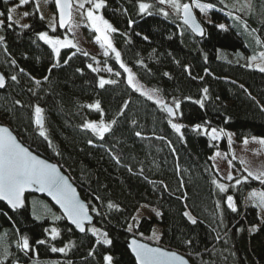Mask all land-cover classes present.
Instances as JSON below:
<instances>
[{"label":"trees","instance_id":"1","mask_svg":"<svg viewBox=\"0 0 264 264\" xmlns=\"http://www.w3.org/2000/svg\"><path fill=\"white\" fill-rule=\"evenodd\" d=\"M10 2L0 0V13H4L0 16L4 21L0 26V36L4 37L0 42V71L5 78V86L0 88V122L28 148L56 162L68 174L90 205L95 219L92 225L107 232L112 244L96 245L90 232H76L43 196L37 195L62 219L54 221L52 215L39 212L36 215L40 218L34 217L27 194L26 205L20 210L11 211L0 201V230L10 243L18 237V243L10 246L7 258H0V262L105 264L103 256L110 254L113 264H135L125 241L131 235L142 238L158 223V244L180 252L192 264H264V219L247 198L254 189L264 190V185L249 178L232 187L234 181L223 180L209 159L216 149L232 161L238 170L236 177L247 175L232 159L227 137L211 141L202 131L194 130L200 124L202 128L231 131L237 140L252 135L264 138V72L233 59L234 53L248 50L243 35L232 25L237 21L228 15L231 11L240 17V26L247 23L264 40V0H252L253 11L241 13L227 9L220 0H201L214 8L207 11L208 20L194 9L204 27L200 38L176 14L169 12L165 17L160 8L166 11L167 7L156 0H105L102 13L118 29L111 36L123 63L144 87L158 89L165 103L174 107L173 99L180 101V108H174L177 115L173 122L184 125L183 139L154 100L128 85L113 54L103 58L88 52L84 55L86 51L78 46L62 48L57 58L39 39L40 32L59 38L68 32L58 27L52 0L48 5L55 16V31L40 18L34 0L23 6L29 13L23 16L29 27L8 21ZM141 2L152 5L151 15L139 12ZM221 23L226 30L218 28ZM96 61L112 69L108 77L116 84L99 88L100 73L88 67H94ZM13 75L16 81L11 79ZM35 80L41 83L36 85ZM204 88L208 89L206 94ZM201 99L203 107L195 102ZM96 102L101 105L100 111L88 107ZM36 105L44 109L51 146L39 136L34 123ZM100 120L106 124L116 121L104 139L83 127L86 122ZM213 179L228 184V191L220 193ZM227 195L234 197L237 212L228 209ZM218 201L220 208L216 206ZM109 202L117 207L109 209ZM141 204L155 208L161 216H142L138 222L133 221ZM185 212L197 223L192 224ZM130 223L131 232L127 230ZM52 227L60 229L55 240L50 235ZM253 227L257 230L251 231ZM24 237L29 240L28 251L18 246ZM37 240L46 242L37 244ZM53 246H67V251L53 253ZM92 249L94 254L89 256Z\"/></svg>","mask_w":264,"mask_h":264},{"label":"snow or ice","instance_id":"2","mask_svg":"<svg viewBox=\"0 0 264 264\" xmlns=\"http://www.w3.org/2000/svg\"><path fill=\"white\" fill-rule=\"evenodd\" d=\"M30 0H19V7L24 6L29 3ZM75 2L76 11H80L82 16H86L88 23L91 28L97 33L96 41L99 43L100 47L104 49L103 55L105 57H109L110 53L115 54V60L119 63L120 68L127 73V83L134 90L140 92L142 95L146 96L149 100H154V102L165 111L171 119L168 120L171 128L174 129L177 133L181 134V139H183V134L181 129L184 125L179 123H174L173 119L176 117L177 112L174 110H178L180 108V101L173 99L174 107L169 106L167 103L163 101L162 98L158 97L159 90H143V85L139 83L136 78V75L132 72V69L126 66L122 59L121 53L116 49L112 40V33H116L118 29H116L107 19L104 18L102 14H100V10L106 6L105 0H55L56 8L59 11V25L60 27H64L68 24L72 17L73 12V3ZM159 5H167L172 12H174L193 33L203 36L204 28L197 21L196 16L194 15L193 9H198L201 13H206L207 11L214 8L213 4H204L201 3V0H189V2H182V0H156ZM221 4H223V0H220ZM7 3V0H5ZM90 5V7L85 8V5ZM139 12L141 14L147 13L151 15L152 13L149 9L152 5L148 3L141 2L138 5ZM227 7V5H225ZM247 8L250 12L253 11L251 0H248L246 4H244L241 8L243 10ZM37 10H39V5H37ZM15 11V8L9 9V15L7 17L8 21H12L11 13ZM160 12L165 16H169V12L165 11L163 7L160 8ZM4 13H0V16H3ZM29 13L25 12L24 16H28ZM229 16H232V12L229 11ZM264 16V13H262ZM43 19V16L40 17ZM233 19L240 20V17L234 16ZM133 22L129 21V26H131ZM4 25V21L0 20V26ZM23 27L27 28L29 25L25 24ZM218 28L221 30H226L224 24H219ZM244 28L247 30L248 25L244 23ZM53 31L55 28L53 27ZM71 31V29H70ZM256 30L253 29L252 32ZM39 39L44 41L47 45H49L52 49V52L56 55L57 58L60 56V52L62 48H78L77 44L73 39L65 38L60 39L58 37H51L47 32H40ZM145 40L148 37H144ZM4 40L3 36H0V42ZM255 42L257 45H264V40H261L259 36L255 37ZM84 55H88L87 52ZM68 59H71L69 56ZM95 59V57H93ZM252 61L259 60L260 63L256 65V68L260 72H264V52H260L257 55H253L250 58ZM12 64H15L16 61L12 60ZM65 63L68 61L65 60ZM142 63V62H141ZM249 67L252 65L249 64ZM55 67V65H53ZM88 67L93 72H99V68L93 67L91 64ZM188 69L186 68V71ZM21 72L24 69H20ZM51 71V69H49ZM78 72L82 71L81 69H77ZM108 72H112L111 68L107 69ZM207 71V70H205ZM115 75L119 76L120 73L116 72ZM165 76L168 73H164ZM189 75L191 73L189 72ZM195 78V77H194ZM13 81L17 80V77L13 75L11 77ZM34 79V78H33ZM48 77L45 76L44 80H47ZM202 79V77L200 78ZM36 85H39L41 82L39 80H35ZM117 81L111 79H105L100 77L98 81L99 88L103 89L106 85L116 84ZM5 86V78L3 75H0V88ZM243 87V85H241ZM203 92L206 94L208 92L207 88L203 89ZM187 99H191L188 97ZM203 107V99L195 101ZM16 104H20V101L17 100ZM90 108H95L97 111L101 110V105L99 102H96L93 105H89ZM127 107V104L124 105ZM34 123L37 126L39 136L44 140L48 141L49 146H51V140L47 134V129L45 128V117H44V109L39 105L34 107ZM116 123L113 120L111 123H105L103 120H100L99 123L96 122H86L83 127L85 129L91 130L93 134L98 136L100 139H104L105 133H109L112 129V125ZM194 130L197 132H203V134L208 135L211 141H218L223 137H227L229 145L232 143V133L226 132L224 129L211 128L210 130L207 128H202V125L197 124L194 126ZM137 136L140 135L139 132L136 133ZM253 140L258 142L261 145H264V138L257 139L253 137ZM90 144L91 140L88 141ZM245 144L248 143L247 139L244 141ZM59 155V152H57ZM222 156L220 152H216L214 156H210V160H215L216 157ZM233 159L235 157L233 156ZM241 164L245 162L243 160L240 161ZM213 167L217 168V172H219V168L214 164ZM231 161H229V169L233 168ZM131 171V169H129ZM244 171L247 173L246 176L236 177L232 174V171L229 170L226 176L223 179L228 181H234L235 183L231 185L235 187L242 183L248 182L249 178L254 181H258L261 185H264V168L258 169L256 171H252L248 168H245ZM212 184L216 186L220 193H226L229 189V185L225 183L219 182L217 179L212 180ZM29 191H36L40 193H46L47 196L51 197L52 201L55 202L56 205L62 210L63 217L67 218V221L70 222L71 225H74L76 229L81 233L90 232L93 237H95L96 245H108L112 244V240L108 238L107 232H102L96 227H85L86 224H91L92 216L90 213V205L85 203L79 194L77 193L76 188L69 182L68 178L61 173V170L57 167L56 164L49 163L46 159H41L38 155L33 154L32 151L29 150L28 147H25L22 143H20L15 135L9 130L8 127L0 126V201H5L7 205L12 210L21 209L25 206V193ZM99 199V197H97ZM248 199L252 201L253 206L258 207L261 211H264V190H252L248 196ZM35 201H33V215L35 213ZM228 209L232 212H237V205L235 203L234 197L232 195L226 196V201ZM217 208H220V202H217ZM117 207L113 203H108V208L112 209ZM91 211H96L95 208H91ZM45 212L50 213L51 209L45 205ZM158 217L161 216L160 212L155 213ZM100 215V213H97ZM184 215L188 218V220L192 224H196L197 220L190 213L185 212ZM40 218L39 216L37 217ZM52 219L54 221H58L62 219L61 216H57L54 213L52 214ZM135 219V218H134ZM129 232L132 231V225L128 226L127 229ZM257 229L253 227L251 231H256ZM46 232L49 229H45ZM71 231V229H69ZM51 239L55 240L60 235V229L56 227H52L50 229ZM152 239L159 241L160 236L153 232ZM219 238V237H217ZM45 240H37V244H44ZM191 243V241H188ZM18 246L24 250L28 251L30 249L29 240L27 237L22 239V242L18 244ZM131 248V252L135 256V264H188V261L184 259L183 256L179 255L174 251H167L161 247H152L149 244L141 243L137 239H132L131 244L129 245ZM51 252L56 253H65L67 251L66 247L57 248L55 246L51 247ZM8 248L6 244L3 243L2 238H0V255L7 256ZM94 254V249L90 250L88 255L92 256ZM103 260L105 264H113V257L110 254H105L103 256ZM2 264V262H0Z\"/></svg>","mask_w":264,"mask_h":264},{"label":"rangeland","instance_id":"3","mask_svg":"<svg viewBox=\"0 0 264 264\" xmlns=\"http://www.w3.org/2000/svg\"><path fill=\"white\" fill-rule=\"evenodd\" d=\"M34 2L36 3V6L39 5V10H38L39 14L43 16L48 27L50 29H53V27H55V16H54V13L52 12V10L50 9V7L48 5V0H34ZM247 2H248V0H223V4L227 5L226 8L229 10H234L236 13H241L242 11L247 10V8H244L243 10H241L242 6L244 4H246ZM18 5H19V0H12V2L9 3L8 15H9V9L15 8V11H13L11 13L12 18H13L12 20L16 21L19 24L24 25V24H26V22H25L23 16H24V13L26 12V9L23 6L19 7ZM251 5H252V0H251ZM165 6L167 7L166 11L174 13V12H172V10L167 5H165ZM87 7H90V5L86 4L85 8H87ZM75 8H76V5L74 2L73 3L72 17H71V20L67 26L68 32H67V34H65V36L63 38H60V39H65V38L73 39L74 42L77 44V46L81 47L86 52L91 53V54L98 56L100 58L105 57L103 55L104 49H102L100 47L99 43L96 41L97 33H95V31L91 28L90 24L87 21L86 16H82L80 11H76ZM198 13L202 19L208 20L207 12L201 13L199 11ZM100 14L103 15L102 9L100 10ZM234 16H236V15H232V19ZM104 18L107 19L105 16H104ZM233 20L237 21V22H232V25H236L239 32L243 35L245 45H246L248 51L247 52L238 51V52L234 53L232 55V57L237 62H240L246 66L251 64L252 65L251 68L257 69L256 65L259 64L260 61L259 60L252 61L250 58L253 55L258 56V54L260 52H264V48H262L260 45L256 44L255 37H257V35L254 32H252V29L249 26H248L247 30H245L244 22H242L241 26H240L239 25L240 23L238 20H235V19H233ZM221 24H223V23H221ZM70 29H71V31H70ZM114 46H115V44H114ZM116 49H117V47H116ZM110 54H113L115 56L114 53H110ZM94 67L100 69L99 73H100L101 77H103L105 79H109L108 76L112 72L107 71V69L109 68L108 65L104 64L101 61H96L94 64ZM125 74H126V76L128 75L127 73H125ZM143 90L147 91L150 89L143 86ZM95 122L99 123L100 121H95ZM226 132L233 134V132H231V131H226ZM253 137H255L257 139L263 138V137L252 135V136L243 137L240 140H237L233 134L231 145H229L228 139H227V142H228L230 155H231L232 159L234 156L235 157L234 160H237L239 163L241 160H243L245 163L240 164L241 168H243V169L248 168L252 171H256L258 169L264 168V145H261L258 142H256L255 140H253ZM245 139H247V141H248L247 144L244 143ZM216 142H219V140ZM216 152H220L222 154V156H218V157H216L215 160H213L215 165L219 168L220 175L222 177H224V176H226L227 172L229 170H231L232 174L235 176L238 173V170L235 167L229 169V161H231V160L228 159L226 157L225 153L223 151H221L220 149H216L213 152V156L215 155ZM231 163H232V161H231ZM223 180H226V179H223ZM221 183H224V181ZM249 194H250V192L248 193L247 198H248ZM33 201L36 202L35 203V213L39 212V213H37L38 215H40V213H41V214H47L46 216H48V215H52L53 212H55V210H53L51 207H49L51 209V212L46 213L45 212V205L48 206L47 202L43 198L37 197V195L30 194L28 197V202H29L32 214H33ZM249 201L251 204H253L251 200H249ZM37 208H40L43 212H41ZM156 212H157V210L155 208L148 206V205H145V204H141L133 214V221L138 222V220L142 216L158 217L155 214ZM258 215L261 217V219H264V211H261L260 208H258ZM33 216L36 218L38 217L37 215H33ZM129 225H131V223ZM90 227H96V226H94L92 224L87 226V228H90ZM100 231H102V230H100ZM154 231L156 232L157 235L160 236V225L158 223L153 224L152 229L149 232V234L141 235V236L144 240L148 241L151 244H158L159 241H156L155 239L151 238L153 236ZM0 238H2L3 243L6 244V246L8 248V253H9L10 246H13L14 244L18 243V241H17L18 237H16V239H15L16 241H14V243L8 242L7 236L5 235V233L2 230H0ZM7 256L5 257L3 255H0V258L5 259V258H7ZM15 264H20V263H15ZM47 264H54V263H47Z\"/></svg>","mask_w":264,"mask_h":264},{"label":"water","instance_id":"4","mask_svg":"<svg viewBox=\"0 0 264 264\" xmlns=\"http://www.w3.org/2000/svg\"><path fill=\"white\" fill-rule=\"evenodd\" d=\"M52 1H53V5H54V8H55V11H56L58 27H59L60 29H66L69 23L66 24L64 27H60V25H59V11H58V9L56 8L55 0H52ZM187 2H188V1H187ZM193 11H194V15L196 16L197 21H198V22L201 24V26L203 27V25H202L201 21L199 20V18L197 17V14H196V12H195L194 9H193ZM180 20H181V19H180ZM181 22H182V20H181ZM182 23H183V22H182ZM185 26H186V25H185ZM186 27H187V26H186ZM187 28H188V27H187ZM203 28H204V27H203ZM188 30H189L192 34H194L196 37H198V38L202 37V36H200V35H197V34L193 33L189 28H188ZM0 75H3V73H2L1 71H0ZM3 76H4V75H3ZM169 106H170V105H169ZM0 126L8 127V128H9L8 125H6V124H4V123H1V122H0ZM9 130L12 132L13 135H15V133H14L10 128H9ZM15 136H16V135H15ZM16 137H17V136H16ZM17 139H18V138H17ZM18 141H19L20 143H22L19 139H18ZM22 144H23V143H22ZM23 145H24L25 147H27L25 144H23ZM29 150L32 151L30 148H29ZM32 152H33V154L38 155L41 159H46L49 163L56 164L57 167L61 170V173H62L63 175H65V176L68 178L69 182H70V183L76 188L77 193L79 194V196L81 197V199H82L85 203H87L86 200H85L84 198H82V196L80 195V193H79V191H78L76 185L72 182V180L70 179V177L68 176V174H67V173H66V172H65V171H64V170H63V169H62V168L56 163V162H54V161H52V160H50V159H48V158H45V157L41 156L40 154H37V153L34 152V151H32ZM27 194H35V195H38V196H43L45 199H47V200L50 202V204H52V205L58 210V212L60 213V215L63 217L62 210L59 208L58 205L55 204L54 201H52L51 197L47 196L46 193H40V192H36V191H29V192H26V193H25V196H26ZM1 202H2L3 204H5V206H6L9 210L14 211V210H12V209L7 205V203H6L5 201H1ZM25 205H26V199H25ZM24 207H25V206H24ZM24 207H23V208H24ZM23 208H21V209H23ZM17 210H20V209H17ZM89 214L92 216V222H91V224H94V223H95V219H94V217H93V215H92L91 213H89ZM63 218L65 219V221H66L70 226H72V228H73L76 232L81 233V232H79L78 229L75 228L74 225H71L70 222L67 221V218H66V217H63ZM91 224H86V225H85L86 229H87V226H88V225H91ZM132 239H137L139 242L149 244V246H152V247H157V246H158V247H161V248H163V249H165V250H167V251H174V252H177L179 255L183 256L185 260L188 261V264H192V263H190V261L187 259V257H186L185 255L181 254L180 252H178V251H176V250H174V249L167 248V247H164V246L159 245V244H151V243H149L148 241H146V240H144V239H142V238H138V237H136V236H134V235H131V236H129V237L127 238V240L125 241V246H126L128 252L130 253V255L132 256L134 262H135V256L133 255V253L131 252V248L129 247V245L131 244Z\"/></svg>","mask_w":264,"mask_h":264},{"label":"crops","instance_id":"5","mask_svg":"<svg viewBox=\"0 0 264 264\" xmlns=\"http://www.w3.org/2000/svg\"><path fill=\"white\" fill-rule=\"evenodd\" d=\"M210 130V129H209ZM211 156H213V153H212V155ZM211 163H212V165H214L215 163H214V161L213 160H211ZM241 164V163H240ZM214 169H215V171L217 172V168L216 167H214ZM243 169V168H242ZM244 170V169H243ZM217 174L223 179V177L220 175V173L219 172H217Z\"/></svg>","mask_w":264,"mask_h":264}]
</instances>
